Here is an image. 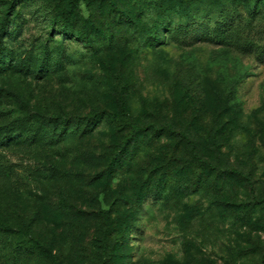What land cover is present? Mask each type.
I'll list each match as a JSON object with an SVG mask.
<instances>
[{
    "label": "rangeland",
    "instance_id": "rangeland-1",
    "mask_svg": "<svg viewBox=\"0 0 264 264\" xmlns=\"http://www.w3.org/2000/svg\"><path fill=\"white\" fill-rule=\"evenodd\" d=\"M68 1L0 0V264H261L264 1L84 0L82 36ZM114 115L145 139L109 173Z\"/></svg>",
    "mask_w": 264,
    "mask_h": 264
},
{
    "label": "trees",
    "instance_id": "trees-1",
    "mask_svg": "<svg viewBox=\"0 0 264 264\" xmlns=\"http://www.w3.org/2000/svg\"><path fill=\"white\" fill-rule=\"evenodd\" d=\"M81 1L84 0H69L65 9H58L55 10L54 8H50L49 17L52 21V30H55L57 32H60L64 35H70V36H82L81 33L75 31L74 29V16L78 12V7ZM86 2H102L104 0H85ZM262 1V0H261ZM264 1V0H263ZM22 3V2H21ZM233 14L226 13L225 18L223 20V23L232 18ZM193 28V22L189 21L186 23V25L182 26V29L185 31H191L190 29ZM225 39H220V41L225 43ZM94 118V124H98L101 122L100 118ZM112 121L117 125L120 129L127 130L130 135L128 138L125 139V142L122 143V146L120 150H118L111 162L108 165L109 173H113L118 169L127 168L129 169L135 159V157L139 154L143 147V142L145 139V133L144 131L138 127L134 121H132L130 118H126L125 116L121 115H114L112 116ZM53 126L54 128H59L61 126L59 119L53 120ZM23 123L18 122V124H8L0 128V144L3 142L11 141L13 138V133L16 131L17 133H20L21 135L24 134V128ZM97 127V126H95ZM150 131L152 134H157L156 130L150 128ZM198 161H200V158H196ZM113 174H110L112 176ZM143 187H137L135 191L136 195V201L138 203L146 204L147 202H153L157 203L161 200V197H157L156 194H154L151 191H144ZM7 232V231H5ZM40 249L44 251V249L38 245L35 241L30 239L27 235L22 236V243L18 248V251L20 253H27L32 251L33 249ZM261 264H264V255L262 256Z\"/></svg>",
    "mask_w": 264,
    "mask_h": 264
}]
</instances>
